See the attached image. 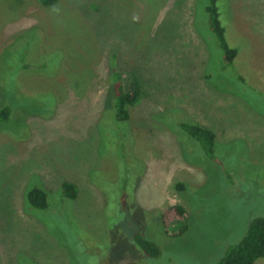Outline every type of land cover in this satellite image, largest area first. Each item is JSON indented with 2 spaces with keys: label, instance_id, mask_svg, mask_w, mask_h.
Here are the masks:
<instances>
[{
  "label": "rangeland",
  "instance_id": "1",
  "mask_svg": "<svg viewBox=\"0 0 264 264\" xmlns=\"http://www.w3.org/2000/svg\"><path fill=\"white\" fill-rule=\"evenodd\" d=\"M206 4L0 0V264H217L264 219V0L217 1L231 64ZM116 72L142 87L125 122ZM180 124L215 135L218 164ZM33 187L46 210L28 207ZM172 205L188 215L176 238ZM136 229L157 258L130 246Z\"/></svg>",
  "mask_w": 264,
  "mask_h": 264
},
{
  "label": "trees",
  "instance_id": "2",
  "mask_svg": "<svg viewBox=\"0 0 264 264\" xmlns=\"http://www.w3.org/2000/svg\"><path fill=\"white\" fill-rule=\"evenodd\" d=\"M42 6L52 8L59 0H37ZM218 0H207L205 11L207 14L209 29L216 35L220 48L223 51V60L226 64H231L236 57V51L230 49L224 39V30L219 22L216 3ZM119 72L113 73L112 80L109 81L111 92L112 108L116 122H125L130 118L129 108L133 107L140 99L142 87L140 80L133 74L129 76L127 82L120 80ZM9 107L0 109V123L7 122L10 116ZM179 130L189 136L201 148L204 155L212 162L218 164L215 157V135L202 127L193 124H180ZM63 197L73 199L76 196L74 185L64 183L61 189ZM26 203L30 209L46 210L48 199L46 193L39 187H33L26 192ZM161 227L164 233L170 238L182 236L188 229V215L185 209L179 205H172L161 213ZM171 229V231H170ZM132 248L137 250L142 256L157 258L160 250L153 242L146 240L135 232L127 237ZM264 259V219L254 220L248 227L245 237L241 242L231 249L217 264H254L255 261ZM127 264H139L130 261Z\"/></svg>",
  "mask_w": 264,
  "mask_h": 264
}]
</instances>
